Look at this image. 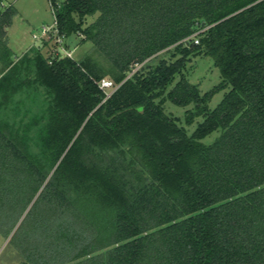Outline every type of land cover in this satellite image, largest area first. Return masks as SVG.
Masks as SVG:
<instances>
[{"label": "trees", "instance_id": "16d2710c", "mask_svg": "<svg viewBox=\"0 0 264 264\" xmlns=\"http://www.w3.org/2000/svg\"><path fill=\"white\" fill-rule=\"evenodd\" d=\"M2 2L0 231L30 206L25 264H264V0H53L51 28L83 34L108 70L46 41L16 60ZM201 53L229 90L210 111L196 84L170 91L202 105L189 135L156 98Z\"/></svg>", "mask_w": 264, "mask_h": 264}, {"label": "rangeland", "instance_id": "374dc122", "mask_svg": "<svg viewBox=\"0 0 264 264\" xmlns=\"http://www.w3.org/2000/svg\"><path fill=\"white\" fill-rule=\"evenodd\" d=\"M57 1L60 2L63 0ZM2 3L3 7L13 5L17 9V14L13 18V23L7 29V43L16 60L32 47H38L46 41L47 45L41 47V51L48 57L58 54V50L75 60H80L85 55H90L97 64L104 69L108 70L110 68L109 61L96 49L92 42L82 41V37H84L83 34H71L68 37L62 35L59 37L58 30H56V28H51L55 25L54 7L52 5L53 0H3ZM97 16L98 13L93 16L85 17L82 23L83 28L89 26ZM45 27L48 32H45ZM198 37L197 34L196 38ZM180 56L181 55L174 49H170L169 51L161 52L160 56L152 59L150 63L156 65L161 58L167 61H174ZM139 67H141V65H138L135 70ZM146 71L145 69L143 72ZM105 79L111 80L110 77H106ZM182 80L196 84L200 95L203 97L207 94H211L206 105L204 104L207 111L214 109L218 103L221 102L229 88L216 90L223 82L220 69L216 67L211 56L201 53L190 56L182 72L175 77L165 91L160 93L156 98V102L162 106L168 117L174 119L189 135H191L198 124L204 121V115L200 114L199 116H194L197 114V109L202 105L198 107L195 102H191L187 105H178L170 99V91ZM111 91L112 88H107V94ZM42 101L43 96L38 98L39 105L43 104ZM38 103L33 105L35 110L39 109ZM219 134V130L213 131L203 138L202 142L210 143L215 140ZM29 208L30 206L23 213L9 235L0 231V264L26 263V258L20 249L24 239L22 231L30 229L34 217L31 214L28 215L27 219L24 220L20 227V231L16 233V229L19 224L22 223ZM7 225L8 222H6V225L4 224L5 228Z\"/></svg>", "mask_w": 264, "mask_h": 264}, {"label": "built area", "instance_id": "2783aa9c", "mask_svg": "<svg viewBox=\"0 0 264 264\" xmlns=\"http://www.w3.org/2000/svg\"><path fill=\"white\" fill-rule=\"evenodd\" d=\"M45 29V32L47 31V28L45 27L44 28ZM50 29V28H49ZM48 32V31H47ZM198 38H196L195 39V42L196 43H198ZM101 87L103 88V89H107V88H113L114 87V85H113V82L112 81H110V80H107V79H103V81H102V83H101ZM112 92V91H111ZM110 92V93H111ZM110 93L109 94H107V96H109L110 95Z\"/></svg>", "mask_w": 264, "mask_h": 264}]
</instances>
